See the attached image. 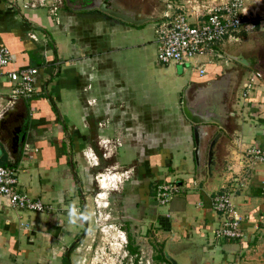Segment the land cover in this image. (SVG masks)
<instances>
[{"label": "crops", "instance_id": "obj_1", "mask_svg": "<svg viewBox=\"0 0 264 264\" xmlns=\"http://www.w3.org/2000/svg\"><path fill=\"white\" fill-rule=\"evenodd\" d=\"M242 1L264 14V0ZM195 5L160 0L157 15L185 6L193 20ZM257 16L240 29L239 41L221 43L240 46L249 39V53L235 55L249 60L250 66L234 61L241 95L235 99L234 87L229 132L208 125L210 133H219L215 154L211 164L197 172L192 124L181 109V90L191 81L206 83L220 73L221 65L190 66L187 77L180 82L175 78L177 98L162 99L158 64H164L157 60V51L152 62L147 55L149 45L157 50L158 21L133 25L97 9L53 0H0V44L13 56L4 70L37 68L36 93L29 98L11 100L12 83L0 77V163L17 167L20 190L48 206L44 212L16 211L0 194V264H14L18 256L31 253L22 246L30 240L19 230L23 221L36 230L34 234L58 229V245L73 243L75 239H68L81 221L69 223L68 209H80L83 188L91 180L100 188V162L89 164L87 158V150L96 149L101 159L118 156L104 168H113L116 171L106 174L118 177L106 192L121 194L123 221L136 232L149 229L164 263L264 264V160L250 161L245 153L252 147L264 149V21ZM222 59L230 61L226 53ZM197 66L205 67L203 75ZM251 75L256 76L254 86L243 96ZM18 127L25 140L17 151L12 132ZM228 176L245 177L243 185L234 182L233 191L244 232L241 239L215 236L219 216L212 197L221 192ZM172 180L179 194L170 206L159 205L153 197L155 187ZM64 232L68 239L62 237ZM60 255L59 264H64L65 251Z\"/></svg>", "mask_w": 264, "mask_h": 264}, {"label": "built area", "instance_id": "obj_2", "mask_svg": "<svg viewBox=\"0 0 264 264\" xmlns=\"http://www.w3.org/2000/svg\"><path fill=\"white\" fill-rule=\"evenodd\" d=\"M192 2H195L197 7L193 20L189 19L188 13L184 10L185 6L160 15L156 50L157 60L160 63H176L187 68L190 65L196 67L197 61L191 64V59L202 55L210 56L208 63L212 62V56L222 59L225 52L221 43L239 41L240 29L250 26L251 22L258 17L257 14L264 21V14L260 15L257 7L254 9L245 7L242 0H202L201 2L186 0V4ZM55 6L54 9H56ZM12 61L11 50L4 44H0V77L5 75L12 83L10 99L29 98L36 93L34 80L37 68L28 66L5 71L4 67ZM197 69L200 75L206 71L205 67L197 66ZM255 80V75L249 77L244 84L243 96H246L253 88ZM245 153L250 161L264 160V149L260 147L249 148ZM94 159L93 164L97 163L96 156ZM235 181L243 185L245 177H237V179L233 176L226 177L220 186L221 192L212 197V208L219 216V225L215 229L217 238L241 239L244 237L241 218L234 200ZM179 192L180 187L177 181L172 180L157 184L153 197L159 205H166ZM0 194L6 197L10 207L18 210L44 212L48 208L41 199L20 190L15 166L0 163Z\"/></svg>", "mask_w": 264, "mask_h": 264}, {"label": "rangeland", "instance_id": "obj_3", "mask_svg": "<svg viewBox=\"0 0 264 264\" xmlns=\"http://www.w3.org/2000/svg\"><path fill=\"white\" fill-rule=\"evenodd\" d=\"M43 1L45 2L46 0ZM53 1L55 4L62 3L64 5V3L60 0ZM117 1L123 2L130 7L138 8L140 11L153 13L155 16H157L159 10L158 6H160V0ZM47 2L49 3V0H47ZM248 45L249 39H245L240 46L238 44L227 43L222 46L226 54L234 55L236 53H244V50L247 51L245 54H248ZM155 53V48L152 44L149 45L147 55L151 62L156 59ZM206 58L207 55L192 58L191 64L195 61L208 63ZM212 63L221 65L224 70L232 68V65L237 67L234 61L230 60L228 63V61H224L221 58H214L213 62L208 64ZM158 65L162 70L160 82L157 84L161 98L174 100L177 98L179 91L177 88L178 79L180 82L183 78L187 77L190 72V66L193 65L188 66L187 69H183L182 65L176 63ZM234 72L235 71L231 73L233 78L236 76ZM175 78L178 79L176 80ZM238 86L239 82L235 86L236 89H234L235 99H237V95H241L240 88ZM236 108L237 104L234 105V109ZM223 139L225 138L223 137ZM96 150L99 153L101 151L100 149ZM96 150L94 149V151ZM89 151L90 150H87V154L89 156L87 157L88 163L93 164L95 162L94 155L95 153L98 154V152ZM219 151H222V147ZM119 157H122L121 154H119ZM117 159L118 156H112L107 160L101 159L98 154V159L96 161L98 163L100 162V165L97 169L103 172V174L99 177L100 188H98V183H96V181L91 180L88 184V188H83V193L81 195L82 198L79 202V211L87 213L88 218L80 222L79 227L75 229V235L71 236V239H68L66 232L62 234L63 238L67 237L70 241L75 239L71 246L65 247L68 242L65 243L63 239L60 242L64 243L58 245V240L55 238L58 236V229H40L37 234H34L36 230L33 232L34 229L31 228V225L23 221L19 224V230L21 232H26L27 235L22 237H26V240H30L29 244L24 242L22 246L30 248L31 253L29 256H18L17 259H14L12 262L14 264H59V256H61L60 254H63L65 251L68 264H135V261H137V264H166L164 261L159 259V257H157L159 256V250L156 246L159 244L155 241L154 237H152L149 229L145 232V229L140 228L136 232L134 229H130L127 224L122 225L124 222L121 218V211L119 207L121 194L116 193V191L112 194H107L106 192L109 183L115 182L118 177H113L112 175V179L108 178L106 173L116 170L110 167L109 170L106 171L104 168L109 163H112ZM202 163L203 159L200 161V166H202ZM108 175L111 176V174ZM175 198L168 203L169 206L175 201ZM13 210L22 211L16 208H13ZM125 230L127 231V235H125ZM150 235L151 238L149 237ZM130 248L134 251L131 252Z\"/></svg>", "mask_w": 264, "mask_h": 264}, {"label": "water", "instance_id": "obj_4", "mask_svg": "<svg viewBox=\"0 0 264 264\" xmlns=\"http://www.w3.org/2000/svg\"><path fill=\"white\" fill-rule=\"evenodd\" d=\"M83 8L97 9L133 25L143 24L148 21H158L161 18V16H155L151 13L142 14L138 8L130 7L117 0H93L91 4ZM227 55L230 60L250 66L249 60L240 55ZM233 71L236 74L235 78L231 75ZM239 76V71L233 68L222 69L215 77L206 80V83L196 84L191 81L182 88L181 109L184 117L192 124L197 172L211 164L214 142L219 135V133H210L208 125L216 124L224 133L229 132V117L234 115V112L230 109L229 99ZM12 139L18 151L19 146L21 147L25 140L21 127L14 129ZM202 159L203 163L200 166Z\"/></svg>", "mask_w": 264, "mask_h": 264}, {"label": "clouds", "instance_id": "obj_5", "mask_svg": "<svg viewBox=\"0 0 264 264\" xmlns=\"http://www.w3.org/2000/svg\"><path fill=\"white\" fill-rule=\"evenodd\" d=\"M69 223L75 224L88 218L87 213L80 212L75 205L68 209Z\"/></svg>", "mask_w": 264, "mask_h": 264}, {"label": "flooded vegetation", "instance_id": "obj_6", "mask_svg": "<svg viewBox=\"0 0 264 264\" xmlns=\"http://www.w3.org/2000/svg\"><path fill=\"white\" fill-rule=\"evenodd\" d=\"M60 1L63 2V3H66V4L71 5L72 7H79V8H82L84 6H87V5H89V4H91L93 2V0H60ZM213 154H215L214 151H212V156H213ZM122 216H123V214L121 212V218L123 220V217ZM123 222L124 223H122V225L123 224H127L125 221H123ZM125 235H127V231L126 230H125ZM71 244H70V246H71ZM65 259L67 260V256H66ZM67 264H68V261H67Z\"/></svg>", "mask_w": 264, "mask_h": 264}, {"label": "trees", "instance_id": "obj_7", "mask_svg": "<svg viewBox=\"0 0 264 264\" xmlns=\"http://www.w3.org/2000/svg\"><path fill=\"white\" fill-rule=\"evenodd\" d=\"M1 164H2V163H1ZM8 165H10V164L8 163ZM127 246H129V245H127ZM130 249H131V248H130ZM130 249H129V250H130ZM130 251L133 252L134 250L131 249ZM157 257H159V259H161L162 261L164 260V256H162V255H159V256H157ZM164 261H165V260H164ZM63 262H64V264H67V260H66V259H64ZM135 264H137V261H135Z\"/></svg>", "mask_w": 264, "mask_h": 264}, {"label": "bare ground", "instance_id": "obj_8", "mask_svg": "<svg viewBox=\"0 0 264 264\" xmlns=\"http://www.w3.org/2000/svg\"><path fill=\"white\" fill-rule=\"evenodd\" d=\"M103 174V173H102ZM107 176H108V178H110V179H112L113 177L112 176H110V175H108V174H106ZM101 175H99V177H100Z\"/></svg>", "mask_w": 264, "mask_h": 264}]
</instances>
